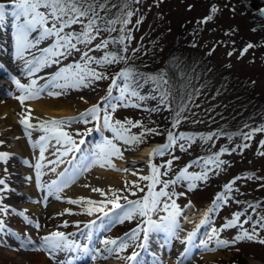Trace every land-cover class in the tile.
Masks as SVG:
<instances>
[{
  "label": "rangeland",
  "instance_id": "rangeland-1",
  "mask_svg": "<svg viewBox=\"0 0 264 264\" xmlns=\"http://www.w3.org/2000/svg\"><path fill=\"white\" fill-rule=\"evenodd\" d=\"M9 1L3 0L2 3L7 2L10 4L12 0ZM112 2L115 3L116 0H112ZM249 2L264 3V0H244V2L243 0H163V2L159 3V6H157V0H142L140 4L132 6L134 9L138 8L139 11L132 17V24L128 27L132 28L140 16H143L144 20L132 32L134 39L130 42L127 53L130 59H128L127 63L110 65L105 68L92 65L98 71L106 72L110 78L96 81L91 87L79 90V102L75 104L76 106L69 105L66 107L68 110H76L78 112L74 115L68 113L56 115V119L76 118L80 113L92 107L101 97L107 95L111 77L122 68L129 66L145 74L166 73L168 80L167 87L172 93L170 97L172 109L175 110L181 97L186 98L191 95L194 101L190 107L191 112L195 115H192L189 120L182 122L178 128L172 129L171 119L173 112L162 106L158 112L145 110L155 108L157 100L147 99L141 102L142 106L140 108L118 107L114 113V119L123 121L125 118H130L134 122L142 121L144 126L156 128L161 134L146 136L144 143L133 147L126 146L120 142L119 146L124 153V158H113V162L117 168L130 169L129 172L115 171L108 167H93L90 171L80 175L74 184L61 193V200L58 201L54 197H49L46 207L41 203L32 202L33 200H37V198L42 200L45 193L35 187V170L23 163L25 159L20 157L19 152H17L18 149H16L20 145L21 139L27 138L24 136L23 127L19 124V114L26 112L27 107L26 105L22 106L14 98L19 93L15 88V84L9 80V77L3 76L0 78V83L3 81L9 82V85H6V87L11 91L10 94L5 96L0 94V140L5 142L0 147V151H7L13 154L9 160L8 168L9 173H11L10 185L15 189L14 192L8 194L4 203L17 209V211L27 209V215L31 219L38 220L41 225L40 229H36L31 225L25 224L20 216L11 213L7 217H3L8 229L19 234L20 238H30L33 243L27 249H24L20 247V239L16 236L0 233V264H57L58 260L60 264H63L65 254L59 253L56 259H50L48 253L41 250V238L53 231L59 230L66 234H74L70 238L82 244L88 243L85 240V236L82 235V233L86 234L89 231L85 225L89 221L96 219L99 215H57L68 208L72 209L73 212L81 211L78 205L66 203V199L85 197L100 200L103 197L99 193H93L90 187L86 188L84 185L91 186L92 182H96V184L100 185L98 188H102L105 191L108 190L109 186L115 189H124L125 181L131 184L132 181L138 180L139 175L148 174L150 158L148 161H142L138 159V154L145 146L151 147L152 150L157 146L165 144L168 130L205 134L223 131L224 133L231 134L248 132L250 128L264 124V26H258L259 19L257 18L256 11L248 6ZM213 5L218 9L215 14L211 13ZM115 11L116 9H113L112 13H109L110 18ZM210 14L213 15V19L207 23H201ZM117 29H119V25H117ZM118 35V31L112 33V36ZM107 36V33H101L100 37L93 41V45L89 47H93ZM248 43H252L254 47L241 57V51ZM113 46L110 44L107 50H115ZM80 48L81 52H74L62 63L68 64L73 61H79L81 53L86 50L82 45ZM133 49H139V51L133 54ZM229 52H232L233 55L229 56ZM90 54L100 57L103 55V51H94ZM177 58H179V61ZM173 68L179 69L178 74L181 79L179 84H175L169 78V72ZM12 76L20 78L22 83L30 81L29 77L22 76L19 73H14ZM143 90L150 93L151 85H145ZM90 91L94 95H90L92 93L86 94ZM116 93L118 94V92ZM43 94L46 95L47 93ZM37 100H34V102ZM195 105H198V107ZM104 106L102 105V107ZM7 119H11L13 124H5L3 121ZM41 119L51 120L53 118L43 115ZM36 120L37 118L33 116L31 122L36 124L38 123ZM192 120L200 122L192 123ZM245 125L249 127L246 128ZM99 127L100 130H96V125V132H93L94 129L91 127V123L87 125L79 123L73 124L68 129L70 132L79 130L83 135L76 138L85 141L84 146L81 145L82 152L74 153V156L81 157L84 153L94 151L98 145L103 143L104 137L111 138L112 134L104 130L102 124ZM14 129H19L21 134H15ZM141 131H143L142 128L132 129V133L135 134H139ZM33 133L36 134V132ZM90 133L92 137L87 138V135ZM16 137H20V139H16ZM161 137L164 138L162 143L155 142ZM261 140H264V132L256 133L250 141H246V143L250 144V147L243 149L242 154L241 150L237 148L230 155L227 153L223 155L221 159L228 162V164L224 165V170L218 171L215 174L210 173L206 183L197 182L198 186L194 191L187 192L184 186L187 182L182 183V186L176 185V192L186 193V196L180 197L177 203L182 208L189 200L193 204V207L184 210V216L181 217L180 222L183 230L189 229L194 224V217L203 209V212H205L212 205L215 196L223 191L224 185L233 178L243 176L246 173H255L256 177H264V156L258 155V152L264 151V148H261L259 145ZM244 142L240 135L233 136L231 140L225 135L219 138L214 137L213 141L207 144L197 141L187 151H181L177 147L174 150V155L179 157V159L173 161L172 171L169 172L168 176L163 177V179H173L186 165L200 157L207 156L210 152H216L223 147L231 151L236 145ZM27 143L31 152L32 150L36 151L28 141ZM171 158L170 155L165 154L164 156H159L157 162V157L151 162L160 165ZM64 159L66 162L60 164L56 168L55 173L49 172L45 175L43 177L44 181L57 179L60 172L72 168V163L67 162L70 157H65ZM29 162L34 164L36 160L34 159ZM74 163L79 164L80 160L77 159ZM122 163H124L123 167H121ZM199 170L195 165L189 168V172H198ZM132 171H136L137 175H132ZM163 171L164 169L162 168L161 172ZM101 174L105 176L103 178L105 182H102L100 178ZM0 176H3L2 165H0ZM27 176H32V181H27L25 179ZM146 183L141 182V186L143 187ZM262 185H264V179L237 180L234 188H239V192L234 191L231 193L230 195L233 199H230L226 205L219 208L212 215L211 227L220 228L226 220L232 218L233 213L243 211L248 203H261L264 205V186ZM157 190H159V187ZM171 190L172 188L170 187L169 191ZM125 194L129 195V199H137L144 195V193L140 192H137V196H131L127 192ZM15 197L20 198L18 202L12 200ZM237 200L240 203H236ZM56 201H61L62 204L67 206L62 207L63 209H60L61 212L56 214L48 215L45 213L46 210L49 211V205ZM29 203L41 206L39 214L36 209L28 207L27 204ZM121 203L123 204L124 201L121 200ZM247 211L249 214H252L253 219L257 218L250 208ZM258 211L264 214V208ZM153 218L155 219L156 217L154 216ZM243 219L245 217L242 216L241 220ZM64 220L69 222V226L66 228L62 227ZM187 220L189 221L186 224ZM77 222H79V227L76 226ZM138 223H140L139 219L125 220L123 223L113 221L111 216L102 221L97 220L96 226L91 230L92 238L90 245L93 248L103 250V240L123 238L135 229ZM245 227L249 228L250 224L245 225ZM128 228L133 229L131 231L129 229L130 232H126ZM203 229L204 231L201 232V236L199 235L200 232L197 234V245L201 241L206 240L207 235L210 234L209 226H203ZM238 231V228L226 229L221 233V237L231 239ZM159 235H150L147 252L149 249H152L155 250L156 254H159L162 248L164 255L161 258L164 259L152 255L153 257H150V264H157V261H159V264H171V252L164 249H168L172 245V241L178 240L171 239L169 241L168 238H165L166 236L162 237L160 235L161 237H159ZM260 236L264 238V231L260 232ZM181 237H183V231L180 233V239ZM210 246L214 247V245ZM139 250L140 252H145L133 245L126 252L121 253V255H130L133 251L138 252ZM190 252L187 257H184L186 260H183V262H186H180L179 264H242V260L244 259L247 260L244 264H261L259 259L264 257V245L257 242L243 241L228 249H218L215 252H207L199 246L193 247ZM73 255L80 256V253H74ZM209 256H213V259H209ZM143 257L144 254H140L138 258L139 264H142L140 259L144 261ZM74 264H126V262L118 260L113 256H109L107 259L97 258L96 260L81 257L76 259Z\"/></svg>",
  "mask_w": 264,
  "mask_h": 264
},
{
  "label": "snow or ice",
  "instance_id": "snow-or-ice-1",
  "mask_svg": "<svg viewBox=\"0 0 264 264\" xmlns=\"http://www.w3.org/2000/svg\"><path fill=\"white\" fill-rule=\"evenodd\" d=\"M142 0H12L10 4L0 2V29L7 26L9 18L12 21L13 28L12 40L14 52L13 56L19 65L22 76L30 78L28 83H22L20 78L9 74V80L15 84V88L19 94L15 95V99L22 106L29 100L39 99L45 91L49 97H60L67 94L68 90H82L91 87L96 81L107 80L110 77L106 72L98 71L96 65L105 68L110 65L127 63L130 57L127 55L130 42L134 39L132 32L143 23L144 17L140 16L132 28L128 26L132 24V17L136 15L139 9H134L133 5H138ZM163 0H157V6ZM191 8V6H189ZM116 9L115 13L109 17V13ZM218 11L215 5L211 8V13ZM234 11V9H233ZM260 15L264 17V9L260 10ZM213 19V15H208L201 23H207ZM119 25V29H117ZM119 32L118 36H112V33ZM101 33H107L106 38L101 39L93 47V41L100 37ZM118 45L115 50H107L109 45ZM85 47V51L81 53L79 61H73L68 64L62 62L68 59L74 52H81L80 46ZM254 45L248 43L241 51V57L246 54ZM94 51H103V55L96 57L90 53ZM139 49H133V54ZM229 56L233 53L229 52ZM54 65H61L54 73H52L44 84H39L38 80L43 77H37L45 68ZM5 70V66L0 64V71ZM145 85H151V92L148 95H142L141 90ZM168 80L166 73H141L134 67H124L111 77V83L107 89V95L101 97L100 100L92 107L86 109L76 118L51 119L42 120L39 123H32V110L20 113L19 124L23 127L24 135L27 137L29 144L35 150H39L36 162L30 163L27 159L23 161L25 165L35 170V187L44 192L42 200H33V203H41L45 207L49 197L61 200V193L66 188L74 184L77 178L83 173L90 171L93 167L111 168L115 171L129 172L130 169L117 168L113 162V158L123 159L124 153L121 151L119 143L133 147L144 143L146 136L161 133L156 128H147L142 121H133L125 118L123 121L114 119V113L118 107L122 108H140L141 102L147 99L157 100V106L151 109H145L149 112H158L161 106L173 112L171 119L172 129L189 120L192 115L191 105L194 98L189 95L186 98L181 97L175 110L172 109L170 97L172 93L167 87ZM2 87V85H0ZM114 90L118 95H114ZM83 99V97H81ZM87 102V101H85ZM102 105H105L102 107ZM198 107V105H195ZM38 119V118H37ZM95 122L96 130H100L102 124L103 129L112 134L111 138L104 137L103 143L98 145L94 151L82 154L76 157L74 153H81V145L85 143L83 139H77L83 135L79 130L74 132L68 131L73 124L83 123L85 125ZM200 121L192 120V123ZM248 128V125H245ZM133 128H142L139 134L132 133ZM90 131V130H89ZM33 132L40 133L37 139L33 140ZM264 132V124L255 128H250L248 132L224 133H185L168 130L167 142L157 146L151 150L149 159V173L139 175L137 181L129 184L125 181L124 189H115L109 186L105 191L102 188L92 187L93 193H99L103 199L95 200L91 198L79 197L76 199L67 198L66 203L69 205H78L81 209L79 212H73L72 209H65L57 215H81L96 216V219L89 221L85 227L88 233H82L88 243H80L70 237L74 234H66L63 231H53L43 236L41 250L48 253L50 259H56L59 253L65 254L63 264H74L76 259L87 257L92 260L107 259L113 256L118 260H123L126 264H139V252L133 251L130 255H121L127 251L130 246H135L146 250L148 248L149 237L152 234H164L168 240H180V233L183 231L181 225V217L184 216V210L193 207L189 200L182 208L177 201L182 196H186L185 192H176L175 186L187 182L184 186L187 192L194 191L197 182H207L209 174H215L224 170L227 161L221 159L223 155L231 154L237 148L241 150L250 147L246 141H250L256 133ZM227 136L229 140L235 135H240L242 141L236 145L231 151L223 147L216 152H210L207 156L200 157L192 163L181 169L173 179L165 180L163 177L168 176L172 171L174 160L179 157L174 155V150L179 147L181 151H187L188 148L200 141L207 144L213 141V138ZM20 139V137H16ZM4 141L0 140V147L4 145ZM261 148H264V140L259 142ZM214 146V144H213ZM49 149L51 152L49 153ZM49 153L54 159H49L45 154ZM170 155L172 158L165 163L157 165L151 161L157 156ZM258 155L264 156V151L258 152ZM13 154L7 151H0V165L3 166V176H0V233L5 235L16 236L20 239V247L27 249L33 242L30 238H20L19 234L12 232L7 228L3 217H7L10 213L20 216L25 224L31 225L36 229H40L41 225L38 220L31 219L27 215V209L17 211V209L5 204L8 194L14 192L15 189L10 185L11 173H9V160ZM65 157H70L67 161L72 163L71 169H65L58 174L57 179L44 181L43 177L49 172L55 173L56 168L65 163ZM77 159L79 164L74 163ZM195 165L200 170L198 172H189V168ZM51 166V167H49ZM164 169L161 172V169ZM132 175H137L136 171H132ZM264 179V177H256L255 173H246L243 176H237L224 185L223 191L218 193L210 207L203 214V219L195 225L194 230L189 231L182 244L186 245L185 255L191 251L193 247H201L207 252H215L218 249H228L236 244L249 241L257 242L264 245V238H261L260 232L264 231V214L259 209L264 208L261 203H248L243 211L232 214V218L220 227H211L212 215L219 208L223 207L233 197L231 193L239 192V188H234L237 180ZM27 181H32V176L25 177ZM141 182H147L141 186ZM264 186V185H262ZM90 187V185H84ZM159 187V190H157ZM172 188L169 191V188ZM137 196V192L144 193L142 197L137 199H129V195ZM121 200L124 203H121ZM240 203V201H236ZM111 205V207H109ZM256 214L257 218L253 219L252 214L248 213V209ZM119 210V211H117ZM163 213V214H161ZM111 216L113 221L123 223L125 220L139 219L137 227L125 237L119 239H105L102 241L104 248H93L90 245L92 238V229L96 226L97 220H103ZM156 217L155 219L153 217ZM245 219L241 220V217ZM186 219V217H184ZM250 224L249 228L245 225ZM69 222L64 220L62 227H68ZM79 227V222H77ZM203 226L210 227V234L207 239L196 244V237ZM238 228L239 231L231 239L221 237L226 229ZM142 234V236H141ZM167 242V241H166ZM210 245H214L211 247ZM74 253H80V256H74ZM60 264V261H57ZM159 264V261H157Z\"/></svg>",
  "mask_w": 264,
  "mask_h": 264
},
{
  "label": "bare ground",
  "instance_id": "bare-ground-1",
  "mask_svg": "<svg viewBox=\"0 0 264 264\" xmlns=\"http://www.w3.org/2000/svg\"><path fill=\"white\" fill-rule=\"evenodd\" d=\"M12 21L9 18L8 20V24L5 28L0 29V64H3L5 66V70L0 71V77L6 76L9 77V74H14V73H19L22 74L19 70V65L18 63L15 61L14 56H13V52H14V47H13V40H12V32H13V28L11 27ZM3 50V51H1ZM61 65H54L50 68H45L43 69L40 73H37L36 76L37 77H43V79H39L38 83L39 84H44L46 82V80L49 78V76L54 73ZM14 72H13V71ZM0 85H2V87H0V94H2L3 96L10 94V89L8 87H6V85H9V82L3 81L0 83ZM80 91L77 90H68L67 94L62 95L60 97H49L47 94L44 95L43 93L41 94L40 98L37 100L36 102H34V100H29L27 102H25V105L27 107L26 111L28 109L32 110V115L35 116L36 118H38L36 121H42L41 116L45 115L47 117L50 118H57L56 115H62V114H71L74 115L76 114L78 111L76 110H68L66 107L69 105H75L77 104V102H79L78 98H79V93ZM44 93H47L46 91ZM82 93H86V92H82ZM90 93H92V91H90L89 93H86L87 95H89ZM90 95H94L93 93ZM1 98V96H0ZM76 106V105H75ZM5 124H13V122H11V119H7L5 121H3ZM14 133L15 134H21L19 129H14ZM40 134L39 133H33V140L37 139L38 136ZM25 136V135H24ZM28 139L27 138H22L21 141L19 142L20 145L16 147V149H18L17 152H19L20 157L22 159H27L29 161L32 160H36L39 154V150L36 149V151L31 152L28 143H27ZM22 147V148H21ZM23 149V150H22ZM51 152V149H49V153ZM49 153H46L45 155L48 156L49 159H54V157H51ZM150 153H151V147L149 146H145L143 147L140 152H139V158L142 161H148V159L150 158ZM34 155V156H33ZM124 166V163L121 164V167ZM50 167V166H49ZM30 174V173H29ZM105 176H103L101 174L100 178L102 180V182H105V180L103 179ZM123 179V178H122ZM125 179V177H124ZM99 184H96V182H92L90 188L92 187H99ZM35 194V193H34ZM36 195V194H35ZM37 197V196H35ZM20 198H16L12 199L14 202H18ZM37 200H39L37 198ZM28 207L34 208L36 209L37 213L39 214V211L41 209L40 205H35V204H27ZM67 205L62 204V202H54L53 204L49 205V211H45V213H47L48 215L51 214H56L58 212H61L60 209H63L62 207H66ZM203 210L198 213L197 216L194 217V224H192L190 226L189 229L184 230V236L181 237L180 240H183L186 237V234L191 231V229L195 228V225L199 223V221L201 219H203ZM192 219V218H190ZM189 220H187L185 223L187 224ZM162 235V237H165L164 234H160ZM159 235V237H161ZM167 238V237H165ZM180 240L178 241H172V245L168 248V249H164L165 251H170L171 252V264H179L180 262L182 263L184 259V257H187L191 252H188L187 255H185V248L186 245L182 244L180 242ZM169 252V253H170ZM162 255V256H161ZM164 255V251L161 248L160 253L159 254H154V256H156L157 258H161ZM209 259H213V256H209ZM164 259V258H161ZM186 261H184L183 263H185Z\"/></svg>",
  "mask_w": 264,
  "mask_h": 264
},
{
  "label": "trees",
  "instance_id": "trees-1",
  "mask_svg": "<svg viewBox=\"0 0 264 264\" xmlns=\"http://www.w3.org/2000/svg\"><path fill=\"white\" fill-rule=\"evenodd\" d=\"M1 1H3V0H0V2ZM118 46H116V45H114L113 46V48L114 49H116ZM179 58H177V60H178ZM179 61V60H178ZM167 68H168V66H167ZM177 68V67H176ZM176 68H173L172 70H170V72H169V78L170 79H172V81L176 84V83H180L181 82V79H180V76H179V74H178V72H179V69H176ZM144 88V87H143ZM147 91H148V88H147ZM147 91H144L143 89L141 90V94L142 95H148L149 93H147ZM113 94L114 95H116L117 93L116 92H113ZM118 95V94H117ZM163 137H161V138H158L155 142H161L162 143V141H163ZM166 142H167V140H165ZM165 142V143H166ZM158 157L159 156H157V160H156V162L159 160L158 159ZM182 183H184V182H182ZM177 186H182L181 184H178ZM254 257H257V256H254ZM260 260H263L264 261V257L262 258V259H260ZM236 262H238V261H236ZM242 264H244L245 262H247V260H242Z\"/></svg>",
  "mask_w": 264,
  "mask_h": 264
},
{
  "label": "water",
  "instance_id": "water-1",
  "mask_svg": "<svg viewBox=\"0 0 264 264\" xmlns=\"http://www.w3.org/2000/svg\"><path fill=\"white\" fill-rule=\"evenodd\" d=\"M252 6H253L254 8H258V6H257L256 4H254V3L252 4ZM261 9H264V6L261 7L260 10H261ZM260 10H259V12H258V17L261 18V19L264 21V17H262V16L260 15Z\"/></svg>",
  "mask_w": 264,
  "mask_h": 264
},
{
  "label": "flooded vegetation",
  "instance_id": "flooded-vegetation-1",
  "mask_svg": "<svg viewBox=\"0 0 264 264\" xmlns=\"http://www.w3.org/2000/svg\"><path fill=\"white\" fill-rule=\"evenodd\" d=\"M251 2H249V4H250ZM258 4H262V5H264V3H258Z\"/></svg>",
  "mask_w": 264,
  "mask_h": 264
}]
</instances>
